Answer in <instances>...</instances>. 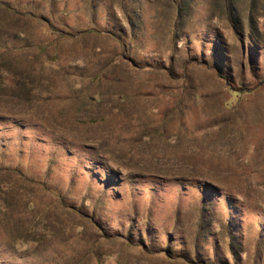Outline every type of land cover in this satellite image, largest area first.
I'll return each instance as SVG.
<instances>
[{
    "label": "rangeland",
    "instance_id": "1",
    "mask_svg": "<svg viewBox=\"0 0 264 264\" xmlns=\"http://www.w3.org/2000/svg\"><path fill=\"white\" fill-rule=\"evenodd\" d=\"M0 264H264V0H0Z\"/></svg>",
    "mask_w": 264,
    "mask_h": 264
}]
</instances>
